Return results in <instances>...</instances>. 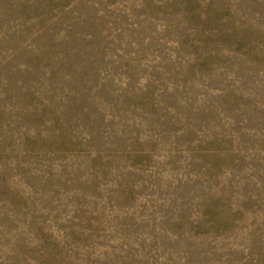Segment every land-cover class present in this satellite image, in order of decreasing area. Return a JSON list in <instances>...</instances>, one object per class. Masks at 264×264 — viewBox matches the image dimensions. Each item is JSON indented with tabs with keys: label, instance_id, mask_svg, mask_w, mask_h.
<instances>
[{
	"label": "rangeland",
	"instance_id": "rangeland-1",
	"mask_svg": "<svg viewBox=\"0 0 264 264\" xmlns=\"http://www.w3.org/2000/svg\"><path fill=\"white\" fill-rule=\"evenodd\" d=\"M0 264H264V0H0Z\"/></svg>",
	"mask_w": 264,
	"mask_h": 264
}]
</instances>
